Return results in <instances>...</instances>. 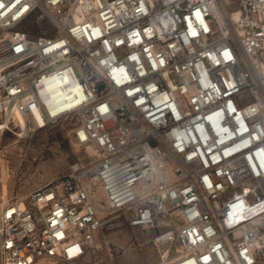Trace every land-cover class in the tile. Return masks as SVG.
<instances>
[{
  "label": "built area",
  "instance_id": "obj_1",
  "mask_svg": "<svg viewBox=\"0 0 264 264\" xmlns=\"http://www.w3.org/2000/svg\"><path fill=\"white\" fill-rule=\"evenodd\" d=\"M20 114L88 157L1 202L0 264L78 261L114 213L147 264H264V0H0V139Z\"/></svg>",
  "mask_w": 264,
  "mask_h": 264
},
{
  "label": "rangeland",
  "instance_id": "obj_2",
  "mask_svg": "<svg viewBox=\"0 0 264 264\" xmlns=\"http://www.w3.org/2000/svg\"><path fill=\"white\" fill-rule=\"evenodd\" d=\"M41 21L29 19L23 27L44 32L41 27L47 25L50 33V22ZM75 125L76 119L67 118L29 133L25 129L20 135L7 132L1 137L0 203L67 173L73 163L87 159L84 149L72 143ZM150 235V229L131 226L124 216L114 213L106 217L96 243L78 261L43 258L34 264H147L157 258Z\"/></svg>",
  "mask_w": 264,
  "mask_h": 264
},
{
  "label": "bare ground",
  "instance_id": "obj_3",
  "mask_svg": "<svg viewBox=\"0 0 264 264\" xmlns=\"http://www.w3.org/2000/svg\"><path fill=\"white\" fill-rule=\"evenodd\" d=\"M36 117H37L38 121H39L40 123H42V125H43V124H44V119H43V117L41 116V112L38 111V110H37V112H36ZM19 118H20V121L23 122V124H25V129H27V132H28V130H30V129L28 128V120H27V118H26L23 114H20V115H19ZM0 204H1V203H0ZM96 241H97V240H96Z\"/></svg>",
  "mask_w": 264,
  "mask_h": 264
}]
</instances>
